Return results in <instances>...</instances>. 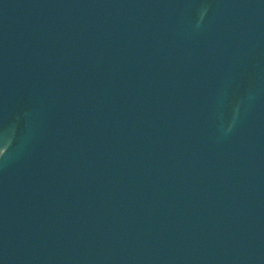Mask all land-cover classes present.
Segmentation results:
<instances>
[{"label":"water","instance_id":"water-1","mask_svg":"<svg viewBox=\"0 0 264 264\" xmlns=\"http://www.w3.org/2000/svg\"><path fill=\"white\" fill-rule=\"evenodd\" d=\"M0 264H264V0H0Z\"/></svg>","mask_w":264,"mask_h":264}]
</instances>
